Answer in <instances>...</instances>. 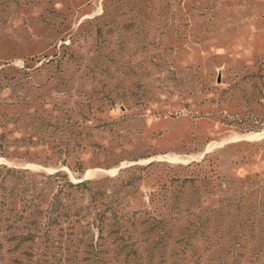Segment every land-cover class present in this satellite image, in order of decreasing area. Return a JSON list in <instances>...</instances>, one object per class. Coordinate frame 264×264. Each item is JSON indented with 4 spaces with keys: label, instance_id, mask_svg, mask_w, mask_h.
I'll return each instance as SVG.
<instances>
[{
    "label": "rangeland",
    "instance_id": "rangeland-1",
    "mask_svg": "<svg viewBox=\"0 0 264 264\" xmlns=\"http://www.w3.org/2000/svg\"><path fill=\"white\" fill-rule=\"evenodd\" d=\"M0 264H264V0H0Z\"/></svg>",
    "mask_w": 264,
    "mask_h": 264
},
{
    "label": "trees",
    "instance_id": "trees-1",
    "mask_svg": "<svg viewBox=\"0 0 264 264\" xmlns=\"http://www.w3.org/2000/svg\"><path fill=\"white\" fill-rule=\"evenodd\" d=\"M104 18V15L101 16V19ZM107 180H113L111 178H108ZM103 181V180H102ZM102 181H84V182H79V183H70L71 187H74L77 190H83L82 192H89L91 191V187H89V184H98ZM106 211V209H105ZM140 213L142 212H137L133 213L129 218H126V215H121L118 219H115V222L117 223L114 224L117 226L116 230L122 233L128 232L129 231V226L131 228H136V225L138 224V220L140 219ZM111 217H107L106 213H103V217L101 218V230H105L112 224L111 223ZM148 219H144L139 222V225H145L147 224Z\"/></svg>",
    "mask_w": 264,
    "mask_h": 264
},
{
    "label": "water",
    "instance_id": "water-1",
    "mask_svg": "<svg viewBox=\"0 0 264 264\" xmlns=\"http://www.w3.org/2000/svg\"><path fill=\"white\" fill-rule=\"evenodd\" d=\"M111 173H116L117 171H119V168H114V169H111L109 170Z\"/></svg>",
    "mask_w": 264,
    "mask_h": 264
}]
</instances>
